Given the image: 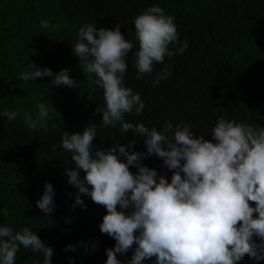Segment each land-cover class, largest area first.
<instances>
[{
	"label": "trees",
	"instance_id": "trees-1",
	"mask_svg": "<svg viewBox=\"0 0 264 264\" xmlns=\"http://www.w3.org/2000/svg\"><path fill=\"white\" fill-rule=\"evenodd\" d=\"M152 6L174 18L179 40L170 50L176 51L185 40L188 47L183 54L155 63L153 73L137 79L134 19ZM41 20L51 26L43 28ZM89 23L97 29L120 25L133 44L126 56L125 85L141 96L145 108L139 115L134 110L126 113L125 122L157 130L168 122L174 128L186 123L196 137L205 139H211L220 117L264 127V0H0V226L36 232L54 249L53 264H106L107 250L116 243L100 231L105 207L85 194L80 199L86 208L75 205L79 189L68 183L65 174L75 168V161L61 147L64 133L94 125L93 153L114 143L127 144L134 137L133 150L147 151L142 137L122 133L119 123L104 127L103 114L95 111L106 107L103 89L73 49L80 28ZM32 62L54 74L67 69L77 86H56L54 77L18 80ZM165 69L167 77L154 85ZM41 103L49 112L46 128H31L25 113L36 119ZM5 111L18 112L16 120L9 121ZM141 163L171 181L172 171L158 156ZM80 175L85 173L81 170ZM48 182L55 193L50 215L36 203ZM70 244L76 245L75 250L66 251ZM135 247L118 253V260L128 264ZM16 264H43V255L21 245ZM143 264H156V259ZM238 264H264V260L245 255Z\"/></svg>",
	"mask_w": 264,
	"mask_h": 264
},
{
	"label": "clouds",
	"instance_id": "clouds-1",
	"mask_svg": "<svg viewBox=\"0 0 264 264\" xmlns=\"http://www.w3.org/2000/svg\"><path fill=\"white\" fill-rule=\"evenodd\" d=\"M41 26L51 25L41 20ZM134 26L139 42L133 53L137 79L153 73L155 63L183 54L188 47L185 40L176 51L170 50L179 40L177 26L159 6L144 10L134 19ZM73 49L86 62L85 71L103 89L106 107L95 110L103 114V126L119 123L122 133L142 137L147 149L134 151V137L127 144L114 143L93 153L94 125L63 135L61 147L75 161V168L65 171L68 183L79 189L75 205L86 208L80 199L85 194L107 210L100 231L116 243L107 250L106 264H122L117 254H126L134 245L128 264H143L153 257L156 264H238L245 255L264 260V127L220 117L211 139H205L204 135L196 137L186 123L174 128L168 122L157 130L125 122L126 113L141 114L145 103L125 85L126 56L133 44L125 39L120 25L114 30L84 25ZM27 69L18 80L54 77L56 86H77L67 69L54 74L34 62ZM167 75L165 69L153 84L159 85ZM38 108L36 119L28 113L25 119L31 128H46L48 109L43 103ZM3 115L14 121L18 112ZM151 155L161 158L172 171L170 182L166 175L141 163ZM81 170L85 173L82 178ZM54 194L53 185L46 183L36 202L45 214L54 212ZM21 245L42 254L43 264H53L54 249L36 232L28 227L14 232L11 226H0V264H16ZM75 248L70 244L66 251Z\"/></svg>",
	"mask_w": 264,
	"mask_h": 264
}]
</instances>
